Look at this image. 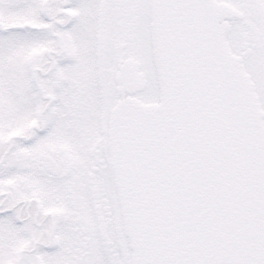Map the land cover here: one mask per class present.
Wrapping results in <instances>:
<instances>
[{"label": "snow or ice", "instance_id": "6c2138e0", "mask_svg": "<svg viewBox=\"0 0 264 264\" xmlns=\"http://www.w3.org/2000/svg\"><path fill=\"white\" fill-rule=\"evenodd\" d=\"M0 264H264V0H0Z\"/></svg>", "mask_w": 264, "mask_h": 264}]
</instances>
